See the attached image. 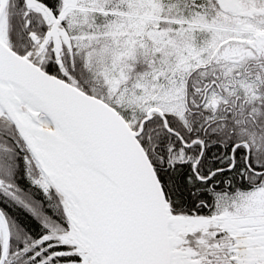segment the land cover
Instances as JSON below:
<instances>
[{
	"label": "snow or ice",
	"instance_id": "6c2138e0",
	"mask_svg": "<svg viewBox=\"0 0 264 264\" xmlns=\"http://www.w3.org/2000/svg\"><path fill=\"white\" fill-rule=\"evenodd\" d=\"M0 264H264V0H0Z\"/></svg>",
	"mask_w": 264,
	"mask_h": 264
}]
</instances>
